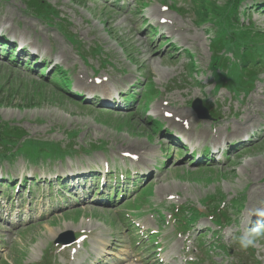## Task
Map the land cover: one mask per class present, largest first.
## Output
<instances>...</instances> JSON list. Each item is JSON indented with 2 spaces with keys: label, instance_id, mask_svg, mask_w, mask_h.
<instances>
[{
  "label": "rangeland",
  "instance_id": "rangeland-1",
  "mask_svg": "<svg viewBox=\"0 0 264 264\" xmlns=\"http://www.w3.org/2000/svg\"><path fill=\"white\" fill-rule=\"evenodd\" d=\"M44 1L47 8L37 18L24 0H0V122L27 134L13 152L14 162L0 163L1 199L16 196L21 182L52 179L54 184L57 176L67 179L64 173L77 168L90 174L130 172L142 175L147 184L141 195L111 209L86 205L43 217L39 207L28 211L31 198L25 194L22 217L16 211L2 214L6 220L0 221V264H264V242L247 252L235 242L257 224L254 210L264 208V127L250 129L236 117L252 102L264 124V105L255 101L259 87H264V74L254 92L240 101L225 89L216 94L221 75L213 51L214 41L220 39L226 43V59L234 58L240 51L233 43L239 24L264 32V14L252 4L264 0ZM214 5L221 18L239 22L228 26L221 19L214 21L220 29L218 38L209 25L198 24L197 16L200 9ZM6 41L9 52L16 46L13 42L25 47L12 55V61L1 55ZM257 47L254 60L264 54V43ZM239 55L247 56L243 51ZM17 56L21 65L12 64ZM25 58L29 68L23 67ZM45 64L48 71L43 73ZM190 68L195 69L193 73ZM53 69L59 78L60 70L69 76L67 91L61 78L65 92L51 84ZM146 87L159 91V96L141 101ZM152 89L149 92L155 94ZM138 91L133 107L122 103L124 96ZM109 92L120 93L119 103L105 99ZM196 99L217 107L219 118L198 119L191 108ZM155 123L173 130L172 140L154 134ZM247 134L250 143L259 140L253 149L245 147L242 136ZM214 135L223 139L217 142ZM185 139L187 146L197 149L209 144L212 153H224L226 162L181 164L187 159L177 148ZM67 146L76 153H62L63 160L50 158ZM42 152L48 155L35 164L25 156L42 158ZM226 154L231 155L229 161ZM45 189L49 190V184L33 188L39 205L48 201V193H54ZM61 199L59 195L57 201ZM236 199L242 212L232 226L218 228L209 215L200 213L223 203L222 208H228ZM183 205L190 208L187 212L199 215L197 222L191 219L193 229H186L181 217L171 218L174 208ZM45 209L48 212L49 207ZM129 216L142 221L146 230L135 229ZM65 233L77 240L83 236L79 243L85 241L57 246L56 240ZM200 233L203 236L197 240ZM98 238H102L99 245L104 242L106 247L104 255L92 256L101 248L95 244Z\"/></svg>",
  "mask_w": 264,
  "mask_h": 264
},
{
  "label": "trees",
  "instance_id": "trees-1",
  "mask_svg": "<svg viewBox=\"0 0 264 264\" xmlns=\"http://www.w3.org/2000/svg\"><path fill=\"white\" fill-rule=\"evenodd\" d=\"M25 3L27 4L29 11L37 16H41L44 13V10L47 8V4L44 0H25ZM197 16L199 18V24H210L211 27L209 31L214 35L215 38H218L220 29L214 24V21L221 19L223 24H226L228 26H234L235 24L234 18H221L218 8L215 5L212 8L200 9L197 12ZM261 36L262 35L260 33H252L251 31L244 29L243 31H240L238 34H236L233 38V43L238 44L239 47L241 46V52L243 51L244 55H247L246 57L243 56V59H246L244 70H252V66H250V64L255 63L254 56L256 55V53H258V51L255 49V42L258 40V38H262ZM213 44L214 62L217 63L218 61H222L223 59H225L224 51L226 43L223 40L216 39ZM223 64L227 65L229 64V61L223 60ZM252 72L253 70L251 71V73ZM56 74L57 72L53 75V80H65V75L61 74L60 79ZM61 86L63 88V84H61ZM26 137L27 134L23 129L14 125L0 122V163L4 162L5 160H10L8 161L9 163L13 161V152L19 148L22 140ZM233 207L234 209L231 211L232 215L225 214L222 217L223 219H221L220 217L217 218L219 224L227 223V225H232L233 223H235V217L238 216V212L239 210H241V205L238 202H235ZM184 219L187 220L186 217H184Z\"/></svg>",
  "mask_w": 264,
  "mask_h": 264
},
{
  "label": "clouds",
  "instance_id": "clouds-1",
  "mask_svg": "<svg viewBox=\"0 0 264 264\" xmlns=\"http://www.w3.org/2000/svg\"><path fill=\"white\" fill-rule=\"evenodd\" d=\"M253 215L258 219L257 224L246 229L243 234L235 238V242L238 243L243 252L257 248L261 242H264V223L259 222L264 221V208L255 209Z\"/></svg>",
  "mask_w": 264,
  "mask_h": 264
},
{
  "label": "water",
  "instance_id": "water-1",
  "mask_svg": "<svg viewBox=\"0 0 264 264\" xmlns=\"http://www.w3.org/2000/svg\"><path fill=\"white\" fill-rule=\"evenodd\" d=\"M199 107V110L201 108V102L200 101H196L194 104H193V109L197 110L198 111V108ZM74 242V238H71L67 244H72ZM57 243H63V242H57Z\"/></svg>",
  "mask_w": 264,
  "mask_h": 264
},
{
  "label": "bare ground",
  "instance_id": "bare-ground-1",
  "mask_svg": "<svg viewBox=\"0 0 264 264\" xmlns=\"http://www.w3.org/2000/svg\"><path fill=\"white\" fill-rule=\"evenodd\" d=\"M179 114V113H178ZM182 114V113H181ZM183 116H184V114H183ZM186 116H188V115H186ZM181 118H183V117H181ZM181 118H178L179 120L181 119ZM184 120V119H183ZM180 122H181V120H180ZM188 123H190V122H188ZM190 125V124H189ZM189 128V127H188ZM240 131V128H237L236 130H235V133H238ZM217 136H219V135H217ZM134 157V156H133ZM253 174V173H252ZM51 233H52V231H51ZM53 234V233H52ZM55 234V233H54ZM104 244V242H101L100 243V245H101V248H98L99 250H102V248H103V245ZM104 249V248H103Z\"/></svg>",
  "mask_w": 264,
  "mask_h": 264
}]
</instances>
